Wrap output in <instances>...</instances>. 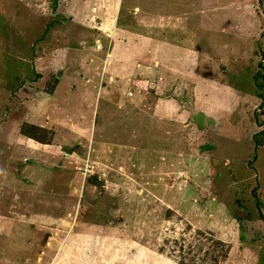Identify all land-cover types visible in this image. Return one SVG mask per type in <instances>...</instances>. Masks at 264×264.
<instances>
[{
	"label": "rangeland",
	"instance_id": "1",
	"mask_svg": "<svg viewBox=\"0 0 264 264\" xmlns=\"http://www.w3.org/2000/svg\"><path fill=\"white\" fill-rule=\"evenodd\" d=\"M0 264H264V0H0Z\"/></svg>",
	"mask_w": 264,
	"mask_h": 264
},
{
	"label": "crops",
	"instance_id": "2",
	"mask_svg": "<svg viewBox=\"0 0 264 264\" xmlns=\"http://www.w3.org/2000/svg\"><path fill=\"white\" fill-rule=\"evenodd\" d=\"M167 19L168 18H165V21H164V23H163V26H164V30H167ZM177 19V18H176ZM141 23H143V21H141ZM144 30L145 29H147V27H146V24L144 23V24H142V26H141ZM117 30V29H116ZM114 31V34H116L117 33V35L120 33H123V34H125V33H127V35H128V33H131L132 34V32L130 31V30H125L124 28H122V29H119V30H117V31ZM142 36V38L139 36L138 38L139 39H146V38H149V39H151V37H147L146 35L145 36H143V35H141ZM151 40H153V39H151ZM144 41V43H145V40H143ZM154 41V40H153ZM118 43H124V41L123 42H121V41H118ZM157 43H160L161 45H163V46H165V47H167V48H173V46H174V42L172 43V42H167V41H163L162 40V42H157ZM124 44H126V43H124ZM152 45V44H151ZM178 46V45H177ZM196 46V45H195ZM98 46H96V49H98L97 48ZM111 47H112V49H111V52L112 51H114L113 53H114V57L116 58V60H115V62L116 63H118L119 64V66L123 63V62H126V61H128V59H126V58H123V59H120L119 58V56H117L115 53H116V49L118 48L119 49V47L120 46H114V45H111ZM194 48V47H193ZM150 51V50H149ZM148 51V52H149ZM192 52H191V54L192 55H194L195 57L194 58H197V56L194 54L195 52H194V50L192 49L191 50ZM108 57H112V55H110L109 54V56ZM109 58V59H110ZM144 58H148V56L147 57H144ZM131 62H133L134 63V70H133V72H131V73H133V74H130L131 76L132 75H134V73L136 74V73H139V72H144V73H150V68L149 67H151L150 65H148V64H142L143 62L142 61H140V60H136V59H132V61ZM157 63V62H156ZM148 66V67H147ZM123 77V76H122ZM133 79L131 80L132 81V83H135L136 82V79H134V77H132ZM121 79V78H120ZM143 80H141V79H137V82H142ZM117 82H118V80H117ZM136 82V83H137ZM166 102V101H165ZM165 116V115H164Z\"/></svg>",
	"mask_w": 264,
	"mask_h": 264
},
{
	"label": "bare ground",
	"instance_id": "3",
	"mask_svg": "<svg viewBox=\"0 0 264 264\" xmlns=\"http://www.w3.org/2000/svg\"><path fill=\"white\" fill-rule=\"evenodd\" d=\"M99 47H100V46H99ZM99 47H98V48H99Z\"/></svg>",
	"mask_w": 264,
	"mask_h": 264
},
{
	"label": "water",
	"instance_id": "4",
	"mask_svg": "<svg viewBox=\"0 0 264 264\" xmlns=\"http://www.w3.org/2000/svg\"><path fill=\"white\" fill-rule=\"evenodd\" d=\"M99 47V46H98Z\"/></svg>",
	"mask_w": 264,
	"mask_h": 264
}]
</instances>
